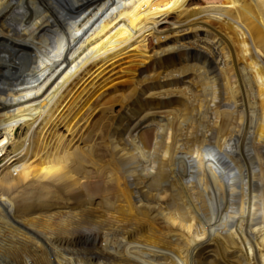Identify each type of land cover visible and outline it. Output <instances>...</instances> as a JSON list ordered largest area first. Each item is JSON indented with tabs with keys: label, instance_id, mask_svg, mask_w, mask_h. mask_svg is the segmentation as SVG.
Segmentation results:
<instances>
[{
	"label": "bare ground",
	"instance_id": "1",
	"mask_svg": "<svg viewBox=\"0 0 264 264\" xmlns=\"http://www.w3.org/2000/svg\"><path fill=\"white\" fill-rule=\"evenodd\" d=\"M11 147L0 264H264V0H0Z\"/></svg>",
	"mask_w": 264,
	"mask_h": 264
},
{
	"label": "rangeland",
	"instance_id": "2",
	"mask_svg": "<svg viewBox=\"0 0 264 264\" xmlns=\"http://www.w3.org/2000/svg\"><path fill=\"white\" fill-rule=\"evenodd\" d=\"M200 2H202V0H193L194 4H198ZM83 12H84L83 10H80L79 13L76 15V17H81L83 15ZM176 20H177L176 18H173L172 22H176ZM170 28H171L170 25L164 24L162 30L168 31ZM149 42L154 46H156L158 44L157 39L153 36L150 38ZM141 67H143V66H141ZM98 68L94 69L93 72H96L98 70ZM138 68H139L138 62L134 61V59L130 58V57L121 60L120 62L117 63V65H114V66H110V64H108L107 67H105V68H103L97 72V73L102 72V74L98 78V80H96V83H95L96 85L93 87V89L91 91V93L93 95L92 100L97 97V95L99 93V89L102 88L101 87L103 85L102 83H104L105 80L108 83V86L106 87V89L107 88L108 89H107V92L105 93V97L99 98V102L102 103L104 100H106V98H108L110 96L119 97L120 95H118V93L120 91L124 90L125 86L133 78L134 71L137 70ZM136 74H139V71H137ZM90 80L91 79H89L88 82ZM112 85H115V86L112 87ZM85 99H87V98H85ZM102 109H103V106L102 107L100 106L97 109V111L94 113V116H93L94 121H98V120H101L103 118L102 120H104L103 121L104 123L107 122L109 124H112L114 121L113 117H115L118 114L120 107L115 112H113L112 115L108 114V113L104 114L103 112H101ZM100 116H101V118H100ZM20 131L21 130L18 131V134H17L18 137L20 136V133H21ZM58 133L64 134V136L68 135V138L69 139L71 138L70 134L67 132V130L64 126L58 129ZM75 142H76V144H75L74 148H76V146H78V145H80L81 147H83L85 145V142L82 140L78 141V139H76ZM92 144L95 145L97 149H102L103 150L102 153H104V154L109 153L107 151L108 149L106 147H104V139L102 137H98V136L95 137ZM11 150H12V147L8 150L9 151L8 153H6L2 158H0V177H3L7 173L8 169H11L10 171H12V168L14 167V165H12V164L11 165L9 164L8 166L2 167V165L6 161V158L9 157V156H7V154H11V152H12ZM6 167H8V169ZM95 212L96 213L98 212L97 213L98 216L101 215V210H96Z\"/></svg>",
	"mask_w": 264,
	"mask_h": 264
}]
</instances>
